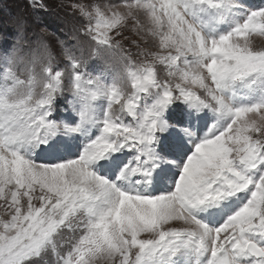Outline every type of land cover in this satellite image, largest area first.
Masks as SVG:
<instances>
[{"label": "snow or ice", "instance_id": "obj_1", "mask_svg": "<svg viewBox=\"0 0 264 264\" xmlns=\"http://www.w3.org/2000/svg\"><path fill=\"white\" fill-rule=\"evenodd\" d=\"M72 7L0 55V264H264V0Z\"/></svg>", "mask_w": 264, "mask_h": 264}, {"label": "rangeland", "instance_id": "obj_2", "mask_svg": "<svg viewBox=\"0 0 264 264\" xmlns=\"http://www.w3.org/2000/svg\"><path fill=\"white\" fill-rule=\"evenodd\" d=\"M40 2L45 8L32 7L30 0H0V55L9 52L21 34L18 25L13 22L14 18L23 17L26 21L23 32L26 42L21 44L22 51H27L38 37H43L58 48V40L74 43L70 39L73 29L85 22L78 10L72 7L73 4H85L88 7L96 5L103 8L120 5L124 0H40ZM261 2L262 0H249L248 5ZM252 40L256 46H264V37L254 36ZM60 62L63 64L62 58ZM98 65V61H89L90 70ZM3 215L4 210L0 208V216ZM66 252L67 246L61 248L62 254ZM45 259L47 264H55V257L49 255ZM100 264L104 262L100 261Z\"/></svg>", "mask_w": 264, "mask_h": 264}]
</instances>
